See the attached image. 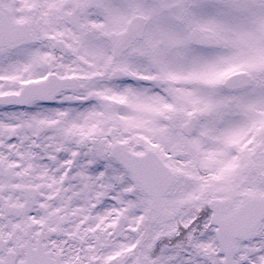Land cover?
Returning <instances> with one entry per match:
<instances>
[{"label":"snow or ice","instance_id":"obj_1","mask_svg":"<svg viewBox=\"0 0 264 264\" xmlns=\"http://www.w3.org/2000/svg\"><path fill=\"white\" fill-rule=\"evenodd\" d=\"M0 264H264V0H0Z\"/></svg>","mask_w":264,"mask_h":264}]
</instances>
